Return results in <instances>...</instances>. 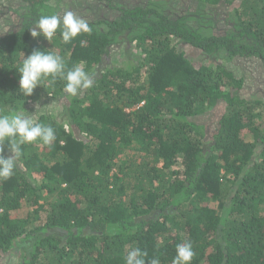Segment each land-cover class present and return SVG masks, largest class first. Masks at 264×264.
<instances>
[{"label": "trees", "instance_id": "trees-1", "mask_svg": "<svg viewBox=\"0 0 264 264\" xmlns=\"http://www.w3.org/2000/svg\"><path fill=\"white\" fill-rule=\"evenodd\" d=\"M65 1L17 0L11 26L0 12V112L56 134L21 145L0 181V264H126L136 247L172 264L186 240L191 264H264V85L247 93L228 66L264 67V0H106L116 15L85 20L91 34L32 37ZM124 43L126 65L108 64ZM34 49L81 65L93 87L71 96L49 77L25 97L16 68Z\"/></svg>", "mask_w": 264, "mask_h": 264}, {"label": "clouds", "instance_id": "clouds-1", "mask_svg": "<svg viewBox=\"0 0 264 264\" xmlns=\"http://www.w3.org/2000/svg\"><path fill=\"white\" fill-rule=\"evenodd\" d=\"M60 29L62 41L67 44L81 33L91 34L89 24L71 11L61 18L59 15H41L31 29L32 37L43 36L51 43ZM25 56V55H24ZM20 74L19 90L25 96H32L38 86L46 78L65 81V91L75 96L82 89L93 87V78L81 65L68 68L67 62L61 55L42 49H34L16 68ZM56 140L54 129L50 125L37 122L31 116L19 113L6 114L0 112V146L5 142L10 146L13 155L5 157L0 148V181L8 180L14 174L15 161L20 157L21 145L42 142L51 146ZM147 252L139 247L128 250L125 256L126 264H146ZM195 251L192 242L186 240L176 245V255L172 264H191ZM150 264H160L157 258L150 260Z\"/></svg>", "mask_w": 264, "mask_h": 264}, {"label": "rangeland", "instance_id": "rangeland-1", "mask_svg": "<svg viewBox=\"0 0 264 264\" xmlns=\"http://www.w3.org/2000/svg\"><path fill=\"white\" fill-rule=\"evenodd\" d=\"M113 1V0H108ZM115 1V0H114ZM118 2L122 3L124 1L128 6H132L135 4H142L144 5L147 3V0H117ZM156 1V0H154ZM161 0H157L159 3ZM186 0H179L177 2L178 8L182 6L183 2ZM182 2V3H181ZM180 3V5H179ZM17 0H0V12L9 23V26L16 25L18 23V14H15L12 11L13 7H17ZM64 5L68 10H70L75 16L88 20V19H96L99 17L103 18H112L116 15L114 10L109 9V6L106 3V0H66ZM158 5V4H157ZM5 13V15H4ZM219 21H223L224 16L218 15ZM4 19L0 18V27L3 25ZM217 29L218 32H222L224 29V25L218 23ZM190 49V48H189ZM129 50L133 51V45L124 43L119 46H115L109 50L108 54L105 55L106 61L108 64L112 65H126L127 59L129 57ZM193 54V51H188ZM132 57V56H131ZM200 57V55H199ZM134 58V57H133ZM215 61V60H211ZM230 68H232L236 73L240 74L244 78V88L247 93H255L262 89L264 85V67L260 66V64L256 61H251L249 64L239 63V62H231L229 63ZM50 105V106H49ZM46 107V110H50V112L56 111L58 106L60 105V101L55 103L49 104ZM208 125V124H207ZM209 129V125H208ZM27 211V206H23L21 210L18 212L19 217H24ZM14 257L13 255H9V258L5 262H1V264H14Z\"/></svg>", "mask_w": 264, "mask_h": 264}]
</instances>
